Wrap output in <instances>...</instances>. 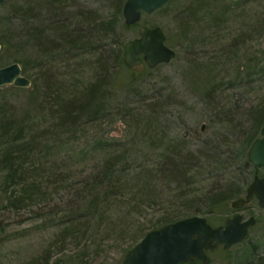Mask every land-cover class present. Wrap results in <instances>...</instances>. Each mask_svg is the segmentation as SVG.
<instances>
[{
  "label": "rangeland",
  "instance_id": "rangeland-1",
  "mask_svg": "<svg viewBox=\"0 0 264 264\" xmlns=\"http://www.w3.org/2000/svg\"><path fill=\"white\" fill-rule=\"evenodd\" d=\"M69 3L74 12L84 5L104 14L112 11L108 0H69ZM222 8L225 12L219 16ZM23 10H20L22 17ZM8 11L9 8L0 5V35L22 32L16 20L13 29L4 26L2 20L8 18ZM30 11L27 21L32 23V9ZM36 13L35 10L34 15ZM140 25L160 26L166 35V44L174 49L175 56L155 67H149L143 61L130 70L138 78L128 85L116 89L104 85L103 92L98 90L95 94L96 102L92 101L91 107L83 112L91 114L96 109V118L86 119L90 121L81 123L76 129L66 127L57 128L53 134L47 132L45 138H52L49 143L51 154L40 155L37 161H32L31 152L16 167L12 181L6 180V172L1 167V158L7 149L11 148L19 155L16 150L25 147L22 142H28L32 151V135L41 139L45 127L49 125L55 129L58 124L50 119V105L41 97L42 93L39 100L45 102L44 107H32L29 102L33 82L28 87L0 86V118L11 114L28 119L20 126L22 134L0 138V264H120L126 251L148 231L143 234V225L155 222L164 209L181 203L184 199L181 194L171 189L173 185L169 190L164 189V183H155V195L138 208H132L126 202L119 204L113 196L105 213L98 211L89 222L91 228L86 236L80 235L73 242L69 239L61 241L59 230L64 226L60 223L63 210L70 197L73 203L80 196L70 193L65 183H72L74 188L93 172L103 160L99 150L106 142L114 141L119 147H129V152L133 150L136 157L128 159L127 164L133 170H139L162 161L171 137L187 142L191 147L212 144L223 151L228 144L239 145L249 130L247 109L264 103V0H242L238 4L229 0H169L164 7L142 15L137 26L123 28L118 25L114 33L124 44L139 36ZM11 48L0 51V67L18 62L16 49ZM28 50L24 52L29 54ZM29 56L30 71L23 74L36 80V88L42 81V72L32 67ZM94 58L95 55L84 57L79 69L72 65L58 70L57 73L66 78L60 79L58 86L70 96L79 95L88 76L93 75ZM203 67L208 71L207 78L199 71ZM122 70L113 67L111 72L121 79L127 75ZM151 153L155 154L154 159H151ZM215 157L212 155L210 160H217ZM224 164H214L213 170L195 173L192 183L184 191L195 197L207 193L211 186L222 184L224 178L235 174V170L228 173L230 167L235 166L232 161ZM259 168V175L264 177V167ZM51 176L59 183L54 181L55 187H60L51 195L54 200L48 199L52 198L50 189L42 187L41 194L32 198V182L45 186ZM125 177L130 185H136L131 175ZM53 183L49 187L55 189ZM55 196L60 197L59 200ZM234 199L228 200L226 205L221 204L222 208L214 213L197 215L206 216L209 222L218 225L240 212L244 218L254 216L256 223L250 227L246 240L228 248L220 246L208 251L207 264H246L259 254L264 260V207L254 198L237 210L230 205ZM93 229H96L95 233ZM78 241L80 244L75 245ZM83 249L89 254L82 256L84 259H77L79 250Z\"/></svg>",
  "mask_w": 264,
  "mask_h": 264
},
{
  "label": "trees",
  "instance_id": "trees-1",
  "mask_svg": "<svg viewBox=\"0 0 264 264\" xmlns=\"http://www.w3.org/2000/svg\"><path fill=\"white\" fill-rule=\"evenodd\" d=\"M5 1L1 5L9 8V16L2 20L4 26L6 24V28L13 29L14 20H16L20 23L22 32L16 33V35L7 32L5 35H0L1 50L12 49L11 47L16 49L18 62L23 66L22 73L30 71L29 65L31 63L27 59L30 55L32 67L42 72V81L34 88L36 80L29 78L31 84L33 82L29 102L32 103V107L34 105L44 107V101H47L50 105L48 107L50 114L48 115L50 119L58 124L55 129H52L49 125L45 127L42 130L43 137L41 139L32 135V151L27 146L28 142H22L25 147L16 150L19 155H15L11 148L7 149L5 156L1 158L3 160V166L1 167L6 172V180L12 181L16 173V167L24 161V158L29 157L28 155L31 152L32 161H37L40 155L51 154L49 143L52 138H45L47 132L53 134L57 128L66 129V127L76 129L81 123L96 118V109L91 114L83 112L87 107H91L92 101L96 102L95 94L98 90L102 91L104 85L109 84L111 89H116L119 86L132 83L138 78L131 73V69L124 65L122 59L123 40L114 33L118 25L129 28L137 26V24L128 26L124 22L122 6L125 0H108L109 7L112 9L109 14H104L99 9L88 5L81 6L77 12H74L71 9L73 6L69 3V0ZM241 1L229 0L232 4H238ZM22 9H24V17L21 16L22 11L20 10ZM30 9H32V23L27 21L28 15L31 13ZM35 10L37 11L36 15H34ZM223 10L224 8L219 12V16L225 12ZM8 23H10V26ZM27 48L29 54L24 52ZM90 55H95L91 69L93 75L88 76L89 79L80 90L79 95L73 94L70 96L62 90L61 86H58L60 79L66 80V78L57 71L62 68H69L72 65L79 69L81 68L80 61ZM113 67H117L119 70L123 69L127 74L126 77L121 79L116 77L111 72ZM205 69L203 67L199 71H202L201 73L206 75L207 78L208 71ZM75 79L77 80V78ZM40 93H42L41 97L44 98V101L39 100ZM245 114L250 116L249 130H246L242 140L236 147L228 144L225 150L222 151L216 145L206 144L205 147L197 148L191 147L187 142L182 143L171 137L168 139L162 161L139 170H133L131 165L127 164L128 159L133 160L136 157L133 150L129 152V147H119L114 141L106 142L99 150L103 160L93 169V172L85 179L80 180L74 188L71 186L72 183L67 185L64 182L70 193L80 194V196L79 198L76 197L78 199L73 203L70 202V197L68 206L63 210L64 214L60 223L64 226L59 230L61 241L69 239L73 242L80 235L86 236L89 228H91L89 222L94 219L98 211L101 210V214L105 213L104 210L109 204L110 197L115 196L116 200L120 202L119 204L126 202L132 208H138L139 205L144 203L143 201L155 195L157 192L155 183L166 184L164 189L167 188L168 190L173 185L171 189L175 193H180L184 199L180 203L182 206L178 204L164 209L155 222L143 225V228H141L143 234L151 228L190 215L214 213L222 208L220 207L221 204H227L228 200L239 197L242 192H245L252 177L260 173V168L254 167L250 163L248 150L251 143L258 137L261 129L264 120V103L258 107L250 106ZM1 117L0 138L14 133L22 134L20 126L25 125V119L28 121L27 118H18L11 114H5ZM33 125L34 118L32 119ZM114 140H117V138ZM8 143L11 145L13 141L10 139ZM60 143H62L61 140ZM204 153H206V156L203 155ZM212 155L216 156L217 160H210ZM154 156L155 154L151 153V159H154ZM229 161H232L235 166H231L228 173L230 174L235 170V174L224 178L225 181L220 182L222 184L216 187L211 186L207 193L197 194L195 197H190L189 194L192 193L184 191L187 189L188 184L192 183L195 173H199L200 170H213L214 164L221 165L225 163L224 165H226ZM129 175L132 176L130 178L136 182V185H130L127 177L123 178ZM54 181H56L55 178L51 176L45 181V186L41 183L34 184L32 182V198L41 194L39 193L41 187L47 190L50 189V196L55 191L58 192L60 187H55ZM52 183L55 189L49 187ZM56 183L59 184L57 181ZM51 197L48 199L50 201L54 200V197ZM55 198L59 200L60 197L55 196ZM147 201L149 202L150 199ZM55 214L57 213L55 212ZM95 232L96 229H93V233ZM80 242L78 241L75 245H79ZM88 254L84 249L79 250L77 259H82V256L85 257ZM262 258L263 256L260 254L255 255V260L247 261L246 264H264Z\"/></svg>",
  "mask_w": 264,
  "mask_h": 264
},
{
  "label": "water",
  "instance_id": "water-1",
  "mask_svg": "<svg viewBox=\"0 0 264 264\" xmlns=\"http://www.w3.org/2000/svg\"><path fill=\"white\" fill-rule=\"evenodd\" d=\"M5 0H0V4ZM236 1V0H232ZM169 0H125L122 16L127 25L140 21L143 14L164 7ZM2 43L0 42V50ZM175 51L166 44V35L160 26H139V36L125 41L123 63L134 68L143 61L149 67L169 62ZM28 87L31 80L22 73L21 65L12 62L0 67V86ZM248 159L255 167H264V120L260 137L248 150ZM253 198L264 207V177L255 174L245 194L231 201V207L240 209ZM254 216L244 218L240 212L225 219L224 224L213 226L206 216L190 215L148 230L141 239L123 255L120 264H185L195 260L202 264L209 262L207 251L220 245L223 248L246 240Z\"/></svg>",
  "mask_w": 264,
  "mask_h": 264
},
{
  "label": "flooded vegetation",
  "instance_id": "flooded-vegetation-1",
  "mask_svg": "<svg viewBox=\"0 0 264 264\" xmlns=\"http://www.w3.org/2000/svg\"><path fill=\"white\" fill-rule=\"evenodd\" d=\"M211 223V222H210ZM212 224V223H211ZM223 224V223H222ZM222 224H218V225H222ZM213 225V224H212ZM218 225H214V226H218ZM197 263H199V261L198 260H196V261H194V262H192V264H197Z\"/></svg>",
  "mask_w": 264,
  "mask_h": 264
},
{
  "label": "bare ground",
  "instance_id": "bare-ground-1",
  "mask_svg": "<svg viewBox=\"0 0 264 264\" xmlns=\"http://www.w3.org/2000/svg\"><path fill=\"white\" fill-rule=\"evenodd\" d=\"M1 4H2V3H1ZM1 4H0V5H1Z\"/></svg>",
  "mask_w": 264,
  "mask_h": 264
}]
</instances>
